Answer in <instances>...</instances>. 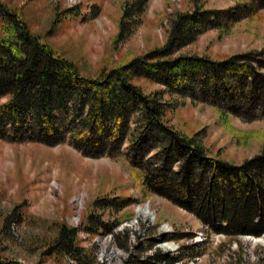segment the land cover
<instances>
[{"label":"trees","instance_id":"trees-1","mask_svg":"<svg viewBox=\"0 0 264 264\" xmlns=\"http://www.w3.org/2000/svg\"><path fill=\"white\" fill-rule=\"evenodd\" d=\"M198 2L170 16L164 45L85 73L33 33L19 10L0 1V138L45 145L68 142L83 156L120 162L144 197L168 199L195 215L209 232L261 235L264 142L258 154L239 165L212 157L199 132L186 135L166 120L169 102L163 96L188 98L219 110L224 104L220 111L227 114L264 115V48L222 60L178 53L200 33L228 29L253 16L264 0H235L221 10ZM146 3L125 0L114 44L128 38L141 22ZM137 79L162 88L146 93ZM134 201L130 196H107L94 199L92 206L122 209ZM120 222L91 214L85 231L111 232ZM77 234L76 227L61 224L50 251L68 255L77 264H97L95 251L82 247ZM201 245L183 246L180 256L200 255ZM151 260L167 259L156 251L146 258L155 264ZM130 263L139 264L137 259L124 264ZM0 264L24 263L0 255Z\"/></svg>","mask_w":264,"mask_h":264},{"label":"rangeland","instance_id":"rangeland-1","mask_svg":"<svg viewBox=\"0 0 264 264\" xmlns=\"http://www.w3.org/2000/svg\"><path fill=\"white\" fill-rule=\"evenodd\" d=\"M0 1L19 10L33 33L76 62L85 73H95L102 66L112 67L164 45L170 16L195 6L194 0H147L141 22L128 38L114 44L125 0ZM198 3L207 9L221 10L233 6L235 0ZM254 12L253 16L233 22L228 29L200 33L178 53L222 60L263 49L264 6ZM136 82L146 93L162 88L145 79ZM163 98L169 102L166 120L186 135L199 132L210 156L239 165L260 152L264 115L227 114L220 111L224 104L219 110L167 93ZM131 178L120 162L83 156L68 142L45 145L0 138V255L24 264H77L68 255L50 251L60 225L66 224L78 229L79 244L95 251L97 264H124L133 259L139 264H150L146 258L156 251L165 254L167 260L151 263L175 264L182 259L189 264L193 257H181V249L171 255L168 246L157 243L162 225L169 223L174 232L163 235L161 240H172L182 247L192 245L191 238L197 232L206 235L201 242L200 260L194 264H264V244L246 240L264 239V233L237 237L220 233L219 240L213 242L211 237L217 232H209L195 215L166 198L156 194L144 197L141 190L133 187ZM107 196H130L135 201L122 209L92 206L94 199ZM138 205L141 209L147 207L150 214L140 215ZM91 214L100 215L107 222H121L111 232L90 233L85 231V224ZM177 232L181 234L174 237ZM107 234L112 237L109 239Z\"/></svg>","mask_w":264,"mask_h":264},{"label":"built area","instance_id":"built-area-1","mask_svg":"<svg viewBox=\"0 0 264 264\" xmlns=\"http://www.w3.org/2000/svg\"><path fill=\"white\" fill-rule=\"evenodd\" d=\"M137 207L140 208V205H138ZM135 223L138 224V222H135ZM162 228L163 229H161L162 231L160 232L161 234L159 235V237H157V241H158L157 243L160 244V245L161 244L164 245V247L170 245V247L168 246L169 248L168 247L166 248V249H168V251H167L168 254H171V255L178 254L179 250L182 249L181 245L175 244V242L172 241V240H161L163 235L172 234L174 232L172 226L169 223H164L162 225ZM214 235L211 237V240L213 242H216V241L219 240V235H221V234L220 233H216ZM106 236L109 237V239H110L112 237V234H107ZM191 239H193L192 244L193 243L199 244V243L203 242L206 239V235L204 234V232H197L196 235L193 236ZM198 260H200V255L193 257L191 259V261L189 262V264H194V261H198ZM174 262H175V264L183 263L182 259H177Z\"/></svg>","mask_w":264,"mask_h":264},{"label":"bare ground","instance_id":"bare-ground-1","mask_svg":"<svg viewBox=\"0 0 264 264\" xmlns=\"http://www.w3.org/2000/svg\"><path fill=\"white\" fill-rule=\"evenodd\" d=\"M150 211L147 209V207H144L143 209H141V207H140V209H138V213H140V215H143V214H147V215H149L150 213H149ZM142 213V214H141ZM262 237H264V236H262ZM249 243H251V244H255V243H261V244H264V239L263 238H259V239H246ZM169 247H170V245H168ZM168 247V248H169ZM167 248V247H166Z\"/></svg>","mask_w":264,"mask_h":264}]
</instances>
